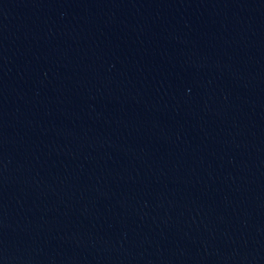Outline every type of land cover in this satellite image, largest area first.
I'll use <instances>...</instances> for the list:
<instances>
[{
  "label": "water",
  "instance_id": "1",
  "mask_svg": "<svg viewBox=\"0 0 264 264\" xmlns=\"http://www.w3.org/2000/svg\"><path fill=\"white\" fill-rule=\"evenodd\" d=\"M0 264H264V0H0Z\"/></svg>",
  "mask_w": 264,
  "mask_h": 264
}]
</instances>
